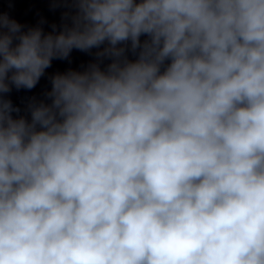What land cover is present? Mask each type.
<instances>
[{
  "label": "clouds",
  "instance_id": "clouds-1",
  "mask_svg": "<svg viewBox=\"0 0 264 264\" xmlns=\"http://www.w3.org/2000/svg\"><path fill=\"white\" fill-rule=\"evenodd\" d=\"M52 3L0 11V264H264V0Z\"/></svg>",
  "mask_w": 264,
  "mask_h": 264
}]
</instances>
